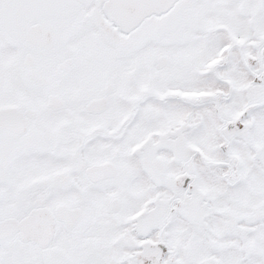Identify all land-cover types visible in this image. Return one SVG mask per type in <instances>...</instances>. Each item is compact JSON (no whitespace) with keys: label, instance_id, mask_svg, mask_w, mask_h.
<instances>
[{"label":"snow or ice","instance_id":"obj_1","mask_svg":"<svg viewBox=\"0 0 264 264\" xmlns=\"http://www.w3.org/2000/svg\"><path fill=\"white\" fill-rule=\"evenodd\" d=\"M0 264H264V0H0Z\"/></svg>","mask_w":264,"mask_h":264}]
</instances>
